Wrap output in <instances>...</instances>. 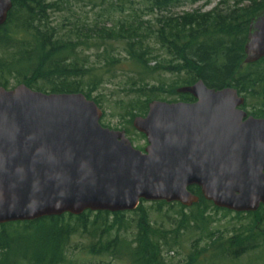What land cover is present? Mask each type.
<instances>
[{
  "label": "trees",
  "instance_id": "16d2710c",
  "mask_svg": "<svg viewBox=\"0 0 264 264\" xmlns=\"http://www.w3.org/2000/svg\"><path fill=\"white\" fill-rule=\"evenodd\" d=\"M11 1L7 23L0 28V86L7 90L15 81L36 92L81 93L92 100L104 78L118 71L117 65L128 62L129 73H125L129 83L122 91L133 96L122 101L129 117L146 116L151 102H165L168 87L177 93L181 87L203 81L210 89L237 90L245 99L243 110L251 108L249 116L264 118V59L245 64L244 51L250 22L264 11V0H234L232 6L228 0L208 13L176 16L172 9L204 0H135L143 2L141 10L132 0H108L111 13L122 18L111 27H106V21L80 27L66 19L70 28L65 30L56 25L53 15L63 12L68 0ZM107 41L125 46V61L116 60L105 49L97 66L87 53L92 48L99 52ZM161 75L175 79L168 85L158 82ZM177 95L184 103L195 102L191 95ZM188 190L200 197L189 213L180 204L155 202L148 208L142 201L134 212L88 211L81 216L65 214L0 225V264H71L70 250L76 237L85 242L80 251L85 258L108 257L125 264H171L166 255L184 242H189L190 248L179 264H229L239 259L243 232L225 238L212 230L206 215L212 204L203 198L200 188ZM168 206H177L179 216L164 214ZM155 207L161 224L150 215ZM163 218L171 220L170 228L165 227ZM130 230H134L131 240L124 236Z\"/></svg>",
  "mask_w": 264,
  "mask_h": 264
},
{
  "label": "water",
  "instance_id": "95a60500",
  "mask_svg": "<svg viewBox=\"0 0 264 264\" xmlns=\"http://www.w3.org/2000/svg\"><path fill=\"white\" fill-rule=\"evenodd\" d=\"M13 8L0 0V27ZM245 64L264 59V11L249 25ZM194 103L153 101L133 120L147 139L102 127L84 94L0 86V225L85 212H134L142 201L191 208L200 198L238 213L264 204V118L237 90L181 87Z\"/></svg>",
  "mask_w": 264,
  "mask_h": 264
},
{
  "label": "rangeland",
  "instance_id": "374dc122",
  "mask_svg": "<svg viewBox=\"0 0 264 264\" xmlns=\"http://www.w3.org/2000/svg\"><path fill=\"white\" fill-rule=\"evenodd\" d=\"M204 0L196 4H191L189 2L184 3L182 6L178 8L172 9L170 12L172 15H183V14H194V13H208L214 10L219 2H228V0H213L208 1ZM132 2H135L136 9L141 10L143 8V2L142 1H135L132 0ZM234 0H229V5L232 6L234 4ZM226 7V6H223ZM63 12H59L53 15L54 21L56 25H60L62 29H68L70 28L69 25L66 23V19H69L70 22L73 24H79L80 27L92 25L95 24L98 21H106V27L109 28L113 25V23H116L117 20L122 19L121 14L119 13H111L113 10L109 8L108 0H68L67 4L63 7ZM108 13H111V17H106ZM148 19V18H147ZM152 19V18H151ZM108 20H111V22H108ZM146 20V19H145ZM65 23V25H63ZM105 24H102V26ZM72 26V24H71ZM153 26V23H152ZM73 28V27H72ZM154 38V37H153ZM151 45L154 46V52L158 51V45H156V41L154 39L151 40ZM156 45V46H155ZM124 45L119 44L117 42L107 41L103 47L100 46V51L98 52L95 48H92L91 51H89L87 54L90 57V60L92 63L99 66L102 61V58L99 56L101 55V52L107 49L109 53H112V56L116 58V60H122L125 61L126 52L124 51ZM160 53V52H159ZM157 61H152L150 66L154 67L156 66ZM118 71L114 72L111 75H108V77L104 78L106 81H104V84L101 86V88L98 89L94 94L91 96V101H97L99 108L103 111V117L101 118V125L104 128L118 131V132H125L126 138L131 142V144L136 148L137 150L144 151L147 147V139L143 138L139 132H137L133 127V119L134 117H129L127 112H125V104L126 102H123L122 100L127 99V95L133 96L132 94H127V91L123 90L125 88V84L129 83L128 77L125 73H129V63L124 62L122 64H119L116 66ZM123 70V71H120ZM109 79V80H108ZM175 78L169 76V75H161L158 78V82L163 81L164 83L171 85L172 81ZM156 82V83H158ZM18 86V84L15 81H12L10 85V89L15 88ZM127 87V86H126ZM171 87L166 88V93L163 96V98L166 99L165 102L168 103H176V102H182L179 95L174 91V93H171ZM128 96V97H129ZM247 113L251 112V108H248L246 110ZM136 113V112H135ZM135 115V114H134ZM141 117V116H140ZM145 117V116H142ZM176 205V204H175ZM146 207L151 208V203L146 204ZM186 208V207H185ZM156 207L153 209H150V215L152 219L155 222H159L162 218L160 214L157 213ZM190 208L186 209L185 211L189 213ZM179 208L177 206L173 207H164L163 213L168 214L175 218L176 216H179ZM93 213V212H92ZM210 220L212 221L211 229L219 232V234H222L225 238H230L233 234H235L236 226H242V224L245 222V218L239 217L234 214H228L225 212H217L213 209H208V212L206 214ZM131 217V216H129ZM128 217V218H129ZM112 218V217H110ZM166 228H170V221L166 218H163ZM242 229V228H240ZM134 230H130L127 234L124 236L127 237L129 240H131V236ZM113 235H115V232H113ZM85 242H83V239L80 237H76L74 242L71 245L70 250V261L71 264H125L116 260H113L108 257L104 258H85V256L80 252L82 249V245H84ZM178 249H176L175 252L169 253L166 255L167 260L171 264H179L182 262L184 258H186L190 244L182 243ZM244 259H241V262H243ZM240 262V261H239Z\"/></svg>",
  "mask_w": 264,
  "mask_h": 264
},
{
  "label": "flooded vegetation",
  "instance_id": "af4514ba",
  "mask_svg": "<svg viewBox=\"0 0 264 264\" xmlns=\"http://www.w3.org/2000/svg\"><path fill=\"white\" fill-rule=\"evenodd\" d=\"M210 203L213 206L210 209L217 212L234 214L239 217L241 216L243 219L245 218V222L242 226H236L238 231L243 232V254L239 257V259L236 261L234 260L229 264H264V204H261L259 209L255 212L238 213L228 209L216 207L212 202ZM233 236L235 235L233 234L231 237ZM241 259H244L243 262H241Z\"/></svg>",
  "mask_w": 264,
  "mask_h": 264
}]
</instances>
